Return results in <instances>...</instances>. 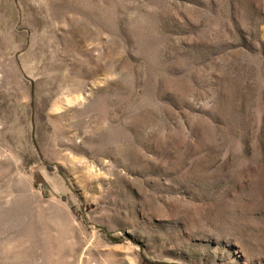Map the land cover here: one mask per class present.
Instances as JSON below:
<instances>
[{"label":"rangeland","instance_id":"1","mask_svg":"<svg viewBox=\"0 0 264 264\" xmlns=\"http://www.w3.org/2000/svg\"><path fill=\"white\" fill-rule=\"evenodd\" d=\"M0 264H264V0H0Z\"/></svg>","mask_w":264,"mask_h":264}]
</instances>
